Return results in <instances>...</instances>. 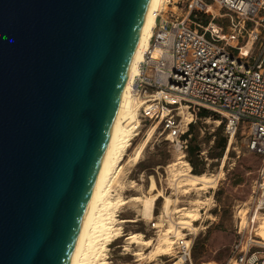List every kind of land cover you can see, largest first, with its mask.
<instances>
[{"label":"water","instance_id":"obj_1","mask_svg":"<svg viewBox=\"0 0 264 264\" xmlns=\"http://www.w3.org/2000/svg\"><path fill=\"white\" fill-rule=\"evenodd\" d=\"M151 0H0V264H69Z\"/></svg>","mask_w":264,"mask_h":264},{"label":"built area","instance_id":"obj_2","mask_svg":"<svg viewBox=\"0 0 264 264\" xmlns=\"http://www.w3.org/2000/svg\"><path fill=\"white\" fill-rule=\"evenodd\" d=\"M164 3L131 82L139 127L157 126L183 152L196 118H206L202 109L220 117L214 121L224 122L229 142L244 133L246 152L263 159L248 206L256 218L264 210V0ZM247 227L240 217L224 264H264V242ZM176 248L184 263L190 259V240L178 239Z\"/></svg>","mask_w":264,"mask_h":264},{"label":"rangeland","instance_id":"obj_3","mask_svg":"<svg viewBox=\"0 0 264 264\" xmlns=\"http://www.w3.org/2000/svg\"><path fill=\"white\" fill-rule=\"evenodd\" d=\"M163 5H165L164 1L160 6ZM222 20H225V16L217 17L218 22ZM211 114L212 112H209V115ZM218 119L220 117L217 115L210 119L208 116L206 118L198 116L190 131L189 144L199 148L192 157L197 163V168L201 171L200 173H207L216 178L215 188H210L208 192L175 188V178L168 165L177 161L181 156L190 163V156L187 151H181L166 140L157 127L140 161L137 164L123 163L117 177L120 184L117 181L113 183L114 192H120L125 198L134 195L142 196L148 193L151 180L154 179L159 189L178 201L172 203L173 210L167 214L163 211L164 198L160 196L155 200L154 216L151 218L137 214L136 210L140 208L138 201H130L120 206L117 211L118 218H137V220L122 223L123 235L113 240L107 250L106 259L109 264H173L182 257L176 248V242L180 238L191 241L190 259L183 264H224L237 237L236 230L240 217L243 216L246 217L245 224H248L247 231L252 228L253 237L262 240L256 232L264 210L252 219L253 210L251 211L248 206L252 185L257 178L263 159L257 154L246 152L242 138L244 133L241 131L238 132L236 140L229 142L227 139L226 148L219 156L220 148L216 143L224 136V132L223 129L219 130L221 122L214 121ZM153 126L147 124L138 128V134L132 140L133 145L129 153L134 151V148L146 137ZM190 165L192 171V164ZM207 197H211L210 202L207 201L208 203L204 204V207L200 209V219L194 221L196 229L182 228L176 224L180 213L176 212L175 208H191V201L197 198L206 200ZM160 222L162 226H158ZM171 224H174V227L179 226L180 228L177 229L182 232L180 236L175 232L170 233L175 240L171 253L158 256L151 262L147 257L137 260L133 253L140 250L147 255L152 247L142 248V246L130 244L126 248L125 236L127 234L141 232L144 237L151 238L156 243L159 241L162 229H166Z\"/></svg>","mask_w":264,"mask_h":264},{"label":"bare ground","instance_id":"obj_4","mask_svg":"<svg viewBox=\"0 0 264 264\" xmlns=\"http://www.w3.org/2000/svg\"><path fill=\"white\" fill-rule=\"evenodd\" d=\"M163 1L164 0L150 1L148 12L141 30L138 47L132 61L127 84L122 94L118 115L113 125L111 138L69 264H109V261L106 259L107 250L109 244L113 240L123 235L122 223L134 222L137 220V218H118L117 211L120 206L125 205L130 201H138L140 202V208L136 210L137 214L143 215L146 218H151L154 216L153 207L155 200L160 196L164 198L163 211L167 214L173 210L171 207L172 203L178 201V199H173L170 195L165 194L159 189L154 179L151 180L148 193L143 194L142 196L134 195L125 198L120 192H114L115 190L112 189L114 181L115 183L116 181L118 182L117 177L123 163L131 162L132 164H137L140 161L144 149L153 137L157 127L153 126L148 131L146 137L137 147L134 148V151L129 153V149L133 145L132 140L138 134V128L140 125L138 121L139 106L131 93V82L138 71L140 62L142 61L144 48L148 45L149 40L153 35L155 26L154 10L159 8ZM168 168L174 175V186L177 189L182 188L185 191L188 189H197L208 192L210 188L214 189L216 186V178L213 175L192 172L190 170V163L182 158V156L179 157L177 161L169 164ZM118 184H120V182H118ZM205 199L206 200L199 198L194 199L191 201V208H175V211L180 213V217L177 218L178 220H176V224H179L182 228L191 227L196 229L194 221L200 219V209L204 207V204L208 203L207 201H209L211 197ZM245 223L246 217L243 216L242 224ZM162 225L161 222L158 224V226ZM178 227H174V224H171L166 229H162L159 241L156 243H154L151 238L144 237V234L141 232H131L125 236L127 242L126 248H128L130 244L142 246V248L152 247L147 255L140 250L133 253L137 257V260L147 257L148 260L152 262L158 256L171 253L175 240L170 236V233L175 232L176 235L180 236L182 232L177 229ZM256 233L264 242V214L260 219V224ZM183 263L184 261L181 257L173 264Z\"/></svg>","mask_w":264,"mask_h":264},{"label":"trees","instance_id":"obj_5","mask_svg":"<svg viewBox=\"0 0 264 264\" xmlns=\"http://www.w3.org/2000/svg\"><path fill=\"white\" fill-rule=\"evenodd\" d=\"M201 116H208L209 115V110L207 109H202V111L200 112ZM224 126V122H221L219 130L223 129ZM192 130V126L190 127V131ZM226 143H227V137L224 135L222 136L219 140H217L216 145L220 148L219 151V156L222 155V153L224 152L225 148H226ZM199 150V148L196 145H188L187 148V152L190 156L189 161L192 164V171L194 173H200L201 171L197 168V163L195 162V160H193V156L197 153V151ZM232 247V246H231Z\"/></svg>","mask_w":264,"mask_h":264}]
</instances>
